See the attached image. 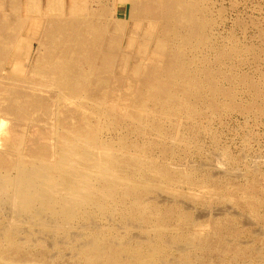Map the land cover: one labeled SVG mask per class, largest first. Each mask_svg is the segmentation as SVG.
I'll use <instances>...</instances> for the list:
<instances>
[{"label": "bare ground", "instance_id": "obj_1", "mask_svg": "<svg viewBox=\"0 0 264 264\" xmlns=\"http://www.w3.org/2000/svg\"><path fill=\"white\" fill-rule=\"evenodd\" d=\"M209 2L0 0V264L25 263L19 259L20 252H25L31 262L38 264L34 256L38 251L40 255H47L45 264H55L56 257L50 253L60 248L68 253L62 256L57 252L59 257L81 259L82 264H119L123 257L120 253L124 251L129 252L123 257L125 264H199L163 256L167 252L184 257L189 251L195 253L191 256L213 251L209 234L204 233L211 227L202 224L194 212L191 215L195 218L188 221L183 217L181 221L190 225L189 234L179 236L174 233L177 227L170 228L164 220L163 214L169 216L172 209L166 208L164 213L162 208L160 210L162 204L167 207L176 201L173 195L182 192V185L191 199L202 200L201 190L207 191L203 189L205 180H195L192 171L183 172L181 166L170 163L157 166L155 158L145 156L149 148L138 147L134 141L128 145L120 136L116 139L102 137L104 131L108 135L121 124L132 122L137 135L152 133L159 137L163 143L156 146H160V152L165 154L170 148L167 150V145L163 144L169 137L180 145H187L186 139L178 138L175 131L183 117L195 124V119L200 116L198 108L189 102L191 99L200 100L206 96L210 111L216 107V97L222 94L227 105L231 103L232 95L222 91L218 83L217 86L214 84L213 68L197 67L200 59L195 56L196 51L210 47L208 34L215 23L207 17ZM140 37L144 41L143 51L134 52L133 47ZM125 39L124 50L127 52L123 53ZM150 47L153 50L147 58ZM120 52L124 54L119 60L123 68L121 79L114 74ZM227 55L230 54L219 51L216 59ZM129 64H132L130 75L125 70ZM198 74L204 78L202 85L198 82L199 77H195ZM118 81H125L127 86L122 96L126 103L121 102L125 107L118 106L117 101L121 99L117 95ZM134 84L140 88L135 92L138 95L133 92ZM132 98L136 103L141 99L140 104H133ZM47 103L52 108L44 109L43 105ZM48 113L53 116V124L50 136L46 134L49 138L45 139L46 135L42 136L33 128L37 126V120ZM90 117L96 119L95 125ZM166 121L174 124L165 128ZM26 135L29 137L27 144ZM39 139L46 142L38 143ZM223 160L220 158L210 165L211 172L204 166L209 170L207 173H212L209 177L228 175ZM189 163L187 165L191 166ZM256 168L252 170L256 171ZM248 209L256 218L255 207L248 206ZM210 210L211 207L207 212ZM215 212L213 216L208 214L214 217ZM116 216L123 220L122 227H115ZM258 218L264 222V216ZM240 223L243 225L242 221ZM205 227L207 229L203 230ZM262 232L261 229L260 234ZM242 237L246 236L242 234ZM223 241L227 243L228 240ZM239 245H232L234 255L244 256ZM257 249L255 247V251ZM259 257L264 259V252Z\"/></svg>", "mask_w": 264, "mask_h": 264}, {"label": "rangeland", "instance_id": "obj_2", "mask_svg": "<svg viewBox=\"0 0 264 264\" xmlns=\"http://www.w3.org/2000/svg\"><path fill=\"white\" fill-rule=\"evenodd\" d=\"M210 6H211V8H210ZM207 17L215 23H213V30L210 31L208 34L210 36V40H209L210 41L209 42L210 47L209 48H199L197 50L198 52L196 51L195 56L198 59H200V63L198 64L199 66L197 65V67L201 68V69L203 67L204 68H211V69L213 68L212 73H214V76H213L214 77L213 78L214 84L217 86V83H218V87L221 88L222 91L232 95L233 99H232L231 103H228V105H227V102H226L227 99H225L224 94H222V95L216 97V99H215L216 107L212 111H210L209 103L207 102L208 100H207L206 96H203L202 99H200V100H192L191 99L189 102L198 108V110L200 112L199 113L200 116L195 119V124L192 123L191 121L188 122L183 117L179 121L180 126H178L177 131H175V134L177 133L176 135L177 136L179 135L178 138L183 137L186 139L188 146L187 145L186 146L180 145L176 140H170V137H169V140L167 139L163 144V146L165 144L167 145V148L165 147L167 150L169 148L170 149L172 148V150L170 152H173L174 154L176 153L177 155L175 154L176 155L175 157L173 156L174 155L173 153L169 152L170 149L165 154L160 152V150H159V149H161L160 146H156V145H157V143L162 142V140L158 139L159 137H157L156 135H154L152 133H148L150 135H146V136L137 135V133L135 132V129H133L134 125L132 122L131 123L126 122L127 125L124 124L125 126L123 124H121L120 128L119 127L116 128L115 131L110 132L108 135H106V132L104 131L102 137L104 139L108 138V136H111L112 138L114 137L115 139L118 136L123 137L125 139V143L127 142L128 145L130 143L135 142L138 147L140 146L141 148H144L145 150L147 148H149L145 151L146 154L145 153L144 154H145V156H148L153 160L155 158L154 162H156L157 166H161V165L165 166L167 164L169 165V163H170L171 166L174 165L175 167L176 166L183 167V168L180 167L181 171H183V172L192 171V175H193L195 180H198V181H201V180L204 181L205 180L206 181L208 178V180L206 182L204 181V183H205L204 187L205 188H203V189H207L208 192L206 191V193H205L204 192L205 190H201V191H203V193H202L203 199L202 200L196 201V200L191 199V197H189L186 194V193H188L187 191H185L186 188L184 187V185H182L181 189H183V190H182V192L179 191V193H182L181 196H179L180 195L179 193L174 194L173 196H174V199L176 198L175 199L176 201H174V203L170 204L171 207L169 205H167V207H166V206H164L165 204H162L160 207V210L162 208V211L164 213V212H167L166 208H168V210L172 209V212L171 213L169 212V214H170L169 216H165L163 214V216L165 217L164 220H165V223L168 226H170V228H172L173 226H174V228L177 227V230L174 233L179 235V236H185V235L187 236V234H189V230L191 229L189 224L187 225L181 221L184 218H186V220L189 221L194 216L195 217L199 216L198 218H199L200 222H202V224L204 223L206 226L209 225L211 227L210 229H209V227H208V229L206 227L203 228V230L207 229L206 230L207 232L202 231V233L204 232L205 234L206 233L209 234L208 239H210V240H208V241H209L210 246L213 247V251L197 252L196 256H191L195 253L189 251L187 253L186 252L184 253V255H183L184 257H177L178 256L177 254L167 252L163 256V258H165V257L166 258H169V257L172 258L173 257V258H177V259H181V260H183V258H184L185 260L186 259L191 260V261L197 262L199 264L200 263H202V264H243V263L246 264L247 261L249 262L247 264H263L264 259L260 258L259 256H260V253L264 252V222L262 220H259L258 217L264 216V164H263L264 163V99H262L264 97V0H214V1L210 0L209 12L207 13ZM130 27H131V25L129 26V28ZM214 38H216V39H214ZM142 41L143 40L141 39V37L139 40L137 39V45L135 43V45L133 47L134 52H137V50L143 51V49H141V47L143 46L144 41L143 42ZM214 41H216V42H214ZM124 44L126 45V39L122 45L123 46V49H122L123 53L127 52L124 50V47H125ZM215 44H216V46H215ZM34 48H36V45H34ZM245 48H246V50H245ZM205 49H207V50H205ZM152 50H153V47H150V49H148L147 58H150ZM235 50H237L238 53ZM241 50H243V51L245 50V51L244 52L242 51V53H241ZM219 51H223V52L225 51L226 53H229L230 55H227V57L222 58V59H218V58L216 59ZM239 51L241 54L239 53ZM123 53L120 52V55L117 56L118 64L116 65V67L114 69V74L119 79H121V77H122L121 69H123V68H121L122 65H120L121 62L119 60L121 59V56L124 55ZM207 53H208V55H207ZM206 55H207V57H206ZM199 56H201V57H199ZM32 57H34V56H32ZM229 57H230V60H229ZM201 60H203L204 62ZM205 60H206V62H205ZM222 60H223V62H222ZM211 61L213 64L217 63V64H214L215 68L213 67V64L211 63ZM214 61H216V62H214ZM220 63H222V65L224 63L225 67L222 66ZM219 64L221 67L219 66ZM131 66H132V64H129V65H126V67H125V70H126L128 75H130ZM208 66H210V67H208ZM230 70H231V73H230ZM227 73H228V75H227ZM222 75H225V76H222ZM237 75H239L240 77ZM246 75H247V78H246ZM218 76H220V77H218ZM227 76H229V77H227ZM230 76H232V77H230ZM195 77L198 78L199 74L196 75ZM221 79H224L225 81L221 80ZM203 81H204L203 77L198 78V82H200L201 85L203 84ZM245 81H247V82H245ZM118 82L119 83H118L117 95L121 96V99L117 101L118 106L119 107H125V105L122 104L125 102V101H123L122 96L125 94V89L127 88V86L125 85L126 84L125 81H118ZM229 82H230V84H229ZM139 89H138V85H136V84L133 85L134 94H136L135 92H138ZM136 95H138V94H136ZM134 100H135V98H132L133 104L136 103V101H134ZM138 101L140 102L141 99L137 100V103H136L137 105L140 104ZM49 105H50V103L43 105L44 109L46 108V110H48V108L49 109L52 108L51 106L49 107ZM211 115H212V117H211ZM42 117H40L37 120L40 122V123L37 122L38 124L36 127H38V128L34 127L33 129L34 130L38 129L37 131L42 136L44 135V137L46 134L50 136V130H51L50 126L53 124V120H52L53 116L49 115V113H48L46 116L43 117V119L47 118V120L46 119L43 120ZM90 119H91V123L93 125H95L96 119L94 117H90ZM77 121L80 122L79 119H77ZM128 124H130L129 127H128ZM165 124H166L165 128H169V126L174 124V122L172 124H169V122L166 121ZM167 125H169V126H167ZM181 125H183V127L184 126L185 127L183 128ZM127 130H128V132H127ZM30 131H32V130H30ZM116 131H117V133H116ZM195 131H197V132H195ZM201 131H202V134H201ZM178 132H180V133L178 134ZM104 133H105L106 137H105ZM120 133H121V135H120ZM185 134H186V136H185ZM194 134H195V136H194ZM47 135H46L45 139H47V137L49 138V136H47ZM182 135H184V136H182ZM27 137L28 136L26 135V138H25L26 141L24 140L25 144H27V141L29 139V137L28 138ZM129 138H130V141H129ZM141 138H143V139L141 140ZM45 139H39L38 143L39 142L40 143L46 142ZM150 139H151V141H150ZM152 139L154 142L152 141ZM144 140H147V141H144ZM157 140L159 142H157ZM148 141L151 142L150 145H149ZM140 142H142V144L144 143V146L140 145L141 144ZM113 143H115V142H113ZM146 143H148V144H146ZM168 144H170V146H168ZM177 145H179V147ZM150 149H152V152ZM187 149L188 150L190 149V150L188 151ZM193 149H195V151H197V152L193 151ZM185 150H186V152H185ZM157 151H158V153H157ZM168 152L173 157H171V155ZM201 152H203V153H201ZM182 153H184V154H182ZM187 153H189L190 155L188 156ZM156 154H158L159 157ZM167 154H168V156L166 157L165 155H167ZM162 155L166 158V160H165V158H162L163 157ZM196 155H198V156H196ZM218 155L220 156V158L222 160L224 159L223 161H226V166H227L228 171H229L228 175L224 176V178H223V176L209 177V176H211L212 173L211 174L207 173L209 170L211 172L210 165L213 166L215 164L216 160L217 161L220 160ZM242 155L244 156L243 157L244 159L241 158ZM169 156L173 159L169 158ZM180 156L181 157L183 156L182 157L183 159ZM216 157H217V159H216ZM188 158H189V160H188ZM159 159H161L163 163ZM202 159L205 161H208V163L203 161ZM250 159L256 160L257 163H254V164H253V162L251 163L250 161H252V160H250ZM211 160L213 163L210 162ZM248 160H250V161H248ZM166 161H168V162H166ZM189 161L193 166L187 165V163ZM160 162H161V164H160ZM200 163H202L204 165L202 166V164H200ZM163 164H165V165H163ZM179 164H181V165H179ZM205 165L209 170H207V168L204 167ZM249 165H252V166L250 167ZM197 166H199V168ZM200 166L203 167V169ZM195 167L198 168L197 170L199 172L196 170ZM254 167H257L256 171L252 170V169H254ZM190 168H193V169L195 168L194 172ZM201 169H202V171H201ZM231 171H236V172H231ZM237 173L241 177L238 176ZM229 174H232V175L229 177ZM233 174L236 176L234 177ZM202 178H204V179H202ZM210 191H212L211 194H209ZM204 193H205V195H204ZM184 194H186V196ZM206 195L209 197L206 198L207 197ZM177 196H178V199H177ZM183 196L185 199L183 198ZM211 196H213V197H211ZM214 197H215V199H214ZM177 200H179V203L177 202ZM182 200H185V201H183V203L185 202L186 205L181 202ZM206 201H207V204L205 203ZM213 201H215V202H213ZM188 202L190 203V205ZM192 202H194V203H192ZM211 203H213V204L210 205ZM191 204H193V205H191ZM228 204H229V206H227ZM183 205L185 207H187V206L188 207L194 206V207L193 208H188V207L184 208ZM248 206L255 207V210L257 213L256 218H255V215H253L251 213V211L248 209ZM210 207H211L210 212H207V211H209ZM245 208L247 211L245 210ZM216 209H217V211L215 212ZM226 209H228L227 210L228 213H230L231 211L232 212L230 214H228L226 212L227 213L226 214V213H224L226 211ZM175 210L179 212V215H178V212H176ZM203 210L205 211V213H203ZM193 212L195 214L194 216H192ZM213 212H215L214 217H212ZM219 212H220V214H218ZM233 212H234L235 216H234ZM208 213L212 216H210ZM250 213H251V216H249ZM205 214L206 215L208 214L209 217L206 216ZM237 214H240L241 216H239ZM227 215L229 217H227ZM201 216H202V218H201ZM238 216L240 218H238ZM219 218H223V219H219ZM246 218H248V220L249 219L250 220L249 221L245 220ZM240 221L243 222V225H242V223H240ZM122 222H123V220H121L119 217L116 216L114 218V223L116 224V226H115L116 228L118 227L117 225H119V227L120 226L122 227L124 224ZM225 222H226V224H225ZM247 222H250V224ZM176 224H178V225L176 226ZM242 226H244V228H240ZM260 228L263 231L262 234H260L261 233ZM243 229L246 230L244 233H242L244 231ZM247 230H248V232H247ZM255 230H257V231L259 230V232L255 231ZM211 231H213V233ZM250 232L251 233L253 232L252 233L253 236ZM246 233H247V235H246ZM242 234L246 237L241 238ZM212 235H214V237ZM220 236H221V239L218 240L220 238ZM261 236H263V237H261ZM224 238L228 241L230 239V241L229 242L227 241V243H226V241H223V240H225ZM239 241H241V242H239ZM243 241L246 244H244ZM235 242L238 245L241 243L239 246H242L243 252L245 253L244 256H235L234 255L232 245H235L236 244ZM232 243H234V244H232ZM247 243H248V245H247ZM230 246H232V248ZM255 247H256V249L258 248L257 249L258 251H255ZM218 251H220V252H218ZM57 252H61L62 256L65 253H68V251L66 249L64 250L63 248L56 249V250L54 249L53 251H51L52 254L50 253V255L56 257L55 264H82L83 263V261L81 259L80 260L79 259L78 260H70V259H68L67 256H64V258L62 259L61 257H59L56 254ZM254 252H255V254H254ZM24 253L25 252H20L19 255H21V256L19 257V259L21 261H24L26 264L27 263L34 264L33 262L30 261L31 258H29V256L26 253L25 254ZM247 253H250V254H247ZM187 254H188V256H187ZM120 255L123 257L128 256L129 252L124 251V252H121ZM34 256H35V260L38 261V264H45V262L48 261L47 255L45 253H41V255H40V253L38 251V252H36V254ZM186 256H187V258H186ZM123 257H122V260L119 261V264H125L126 260ZM194 257H196V258H194ZM212 257L214 260L213 259L211 260ZM224 257H225V259H224ZM233 257H234V259H233ZM245 258H246V260H245ZM256 258L257 259L260 258L259 259L260 262H259V260H256ZM160 259H161V257H160ZM236 259H238L237 261H239V262H237ZM254 260H256V261H254ZM64 261H65V263H64ZM208 261H210V262H208ZM25 263H22V264H25Z\"/></svg>", "mask_w": 264, "mask_h": 264}]
</instances>
